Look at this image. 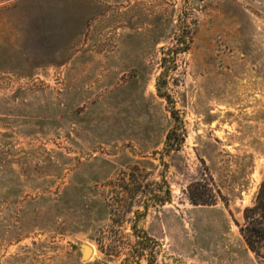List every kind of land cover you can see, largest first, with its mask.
Wrapping results in <instances>:
<instances>
[{
    "label": "rangeland",
    "instance_id": "rangeland-1",
    "mask_svg": "<svg viewBox=\"0 0 264 264\" xmlns=\"http://www.w3.org/2000/svg\"><path fill=\"white\" fill-rule=\"evenodd\" d=\"M263 179L264 0H0V264H264Z\"/></svg>",
    "mask_w": 264,
    "mask_h": 264
},
{
    "label": "trees",
    "instance_id": "trees-1",
    "mask_svg": "<svg viewBox=\"0 0 264 264\" xmlns=\"http://www.w3.org/2000/svg\"><path fill=\"white\" fill-rule=\"evenodd\" d=\"M161 88H159V91ZM163 97H170L167 93H161ZM185 140V135H182L181 132L177 130V128L172 129L167 135V148H178ZM199 183H193L190 186V195L192 200L197 203V196L200 195L203 197L205 194H201L199 188L197 187ZM199 191V194H198ZM213 193L209 196H212ZM209 199H206L204 203H209ZM245 217L249 221V224L243 228L244 237L249 245V247L259 253L258 243L264 240V229L261 226L264 224V179L260 185L256 203L251 207H246L245 209Z\"/></svg>",
    "mask_w": 264,
    "mask_h": 264
},
{
    "label": "water",
    "instance_id": "water-1",
    "mask_svg": "<svg viewBox=\"0 0 264 264\" xmlns=\"http://www.w3.org/2000/svg\"><path fill=\"white\" fill-rule=\"evenodd\" d=\"M85 248H90V247H89V246H86ZM90 249H91V248H90ZM83 250H84V249H83ZM90 252H91V251H89V252H87V253L84 252V253H85V256H89Z\"/></svg>",
    "mask_w": 264,
    "mask_h": 264
},
{
    "label": "bare ground",
    "instance_id": "bare-ground-1",
    "mask_svg": "<svg viewBox=\"0 0 264 264\" xmlns=\"http://www.w3.org/2000/svg\"><path fill=\"white\" fill-rule=\"evenodd\" d=\"M90 251V249L88 248L86 251H85V253H87V252H89Z\"/></svg>",
    "mask_w": 264,
    "mask_h": 264
}]
</instances>
